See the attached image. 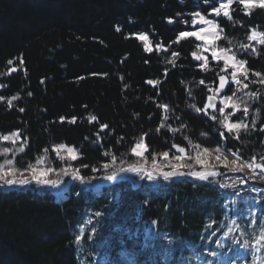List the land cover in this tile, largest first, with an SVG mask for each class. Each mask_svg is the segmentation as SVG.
<instances>
[{"label":"trees","instance_id":"16d2710c","mask_svg":"<svg viewBox=\"0 0 264 264\" xmlns=\"http://www.w3.org/2000/svg\"><path fill=\"white\" fill-rule=\"evenodd\" d=\"M223 1L0 0V136L18 134L0 139V164L13 160L17 180L31 181L32 168L49 167L54 171L46 179L71 180L59 201L50 185L0 186V264H79L75 236L87 215L92 221L84 243L91 258L107 252L111 264H120L137 242L139 264H180L190 257L216 264L234 216L233 189L222 186L239 172L206 161L222 175L154 181L138 174L104 186L100 195L93 187L121 167L153 166V157L165 171L175 164L184 172L203 170L197 153L201 159L203 149L212 147L200 135L204 121L189 111L188 86L191 75L199 74L189 66L200 42L180 33L195 29L199 13L215 22L218 50L264 73V44L250 38L264 34V8L246 9L237 0L225 17L212 11ZM193 86L201 97L204 87ZM140 143L148 148L143 157L131 151ZM62 144L59 155L67 157L71 147L79 159L60 160ZM175 144L187 155L176 154ZM69 164L81 169L85 182L62 173ZM240 173L252 176L254 169ZM159 232L185 246L159 239Z\"/></svg>","mask_w":264,"mask_h":264},{"label":"flooded vegetation","instance_id":"af4514ba","mask_svg":"<svg viewBox=\"0 0 264 264\" xmlns=\"http://www.w3.org/2000/svg\"><path fill=\"white\" fill-rule=\"evenodd\" d=\"M235 1L237 0H232V3L229 4V6ZM227 3L228 0H224L221 5ZM256 5L258 6V4ZM194 30L186 32H193ZM219 37L220 36L218 35L214 39V50L202 51V44H196V52L191 53L192 61L189 68L191 72L198 71L199 74L197 75L193 73L190 77L191 83L189 82L188 84L190 91L189 111L192 115L204 121L206 130L201 131V133L204 134L200 135L210 141L209 146L212 147V152L228 155L232 157L231 160L236 159V156L231 154L232 152H235L239 156V159L237 160L238 163L248 162L249 160H252L253 157L256 158L255 163H264V159H262L264 158V85L260 82L264 80V73H260V69L245 65L243 70H240L239 67L236 69L232 68V63L239 65L240 61H246L243 58H237L227 49L217 50L215 42ZM261 38V35H259L255 40L260 42ZM244 46L253 48L256 47V44L253 43ZM215 50H217L218 53L223 52L224 55H221L222 57H234V59L229 62L227 68H225L223 58L216 60L212 56V52ZM193 53L200 56L201 59L195 60ZM221 61L223 64L220 63ZM234 71L236 72V79L240 81L239 84H237L232 78V73ZM244 72H246L247 75H244ZM256 73H260V75L257 76ZM220 75L225 76L228 83L225 90L218 93L216 90L219 88ZM201 81L204 83L201 84ZM192 84H198V86L201 85L204 87V94L201 95V97L196 95V89L194 86L191 87ZM245 85H247V87H245ZM209 96L213 97L212 102L215 104V108L210 107L205 111V105L209 103ZM225 97H231L229 104H236L238 108H225V112L222 114L220 113L219 108L224 106L223 101ZM245 108L248 110L247 115L244 114ZM197 109H200V111L198 112ZM225 115L228 117L227 122L234 124L239 123L242 127L238 130L233 129V131L229 133L222 123ZM213 116H215V120L212 119ZM244 126H246V128ZM221 133H224L223 138L221 137ZM173 134H176V132H173ZM231 139L237 141L236 144L230 143ZM199 145H203V147L208 146L204 144L203 141L202 143L200 142ZM226 146L227 149H225ZM218 147L221 149L220 152L216 151ZM249 153L251 154V158L248 155ZM261 172V169H254L252 175L260 176ZM262 182L264 183V180H262Z\"/></svg>","mask_w":264,"mask_h":264},{"label":"rangeland","instance_id":"374dc122","mask_svg":"<svg viewBox=\"0 0 264 264\" xmlns=\"http://www.w3.org/2000/svg\"><path fill=\"white\" fill-rule=\"evenodd\" d=\"M253 2L259 4V0H253ZM220 12L224 13V9L221 8ZM205 19L211 21V23H201L198 18L196 19L197 23L194 25V31L200 32L201 29L205 30L201 32V35L206 38L204 40H198L200 41V44H202V51H212L215 49L214 39L219 35V32L213 20ZM256 34L258 37L259 34ZM217 50H215V52L218 55H224L223 52L218 53ZM217 155L227 157L228 161H232V157L216 152H209L207 154L203 153L201 160L218 164L215 160ZM144 166L147 170L153 171V166L147 164H144ZM162 171L165 170L162 169ZM239 173H236V177L231 181V185L235 184L234 187H231L233 193L229 198L230 207L232 206L234 216L231 217L227 235L219 245L216 264H228V262L234 264L235 259H237L236 262H241V264H264V239H261L262 230H264V183L259 178L260 176H257V179H249L250 175L243 176ZM138 174L141 175L140 180L147 178L143 173L119 172L115 180L109 181L104 178L100 183L109 184L118 180H133V177ZM153 174L156 176L154 181L164 180L160 173L154 171ZM34 183L36 182L34 181ZM70 183L71 180L66 183L60 182L56 186L50 185L49 188L60 193V191L63 192ZM235 190L238 191L236 192ZM97 193H100V190H97ZM88 221H92L90 215H87L86 222L79 228V231L81 228L84 229V235L90 225V223H87ZM158 236L159 239L165 242H170L174 244V246H185V244L176 237L168 238L162 232H159ZM245 241H247V246H245ZM257 249H259V251H257ZM140 250L141 246H139L137 242H134L130 251L120 256V264H139V261H137L136 258L139 255ZM77 252L79 264H111L107 252L95 255L91 258L87 254L84 241L82 248L77 246ZM228 257L231 258V261L228 260ZM249 258L250 260H248ZM180 262V264H208L207 262H204L203 259L194 257L181 259Z\"/></svg>","mask_w":264,"mask_h":264},{"label":"snow or ice","instance_id":"6c2138e0","mask_svg":"<svg viewBox=\"0 0 264 264\" xmlns=\"http://www.w3.org/2000/svg\"><path fill=\"white\" fill-rule=\"evenodd\" d=\"M232 3V0H228L227 4H222L220 6V8H215L212 11L217 13V15H219L221 8L224 9V16L225 17H229V12H228V7L229 4ZM239 3L242 4L246 9L248 8H252L257 6L253 0H239ZM258 6L260 8H264V0H259V4ZM195 15L199 16V20L201 23L204 24H208L211 23V21H208L205 19V17L203 15H200L199 13H196ZM197 23L196 20H193V25H195ZM119 30V29H117ZM205 31L204 29H201L200 32H181L180 36L181 37H197L200 40H204L206 37L201 35V32ZM261 35V40L260 42L262 44H264V34H260ZM251 39L255 40L257 38V34L255 32H253L252 36L250 37ZM140 39L142 40H146L147 36L146 35H142L140 36ZM147 48V46H146ZM148 51H151V48H147ZM193 56L195 57V59L200 60L201 57L197 56L195 53H193ZM212 56L216 59V60H220L223 58L224 60V64H225V68H227L229 66V62L232 61L234 59L233 56H220L218 55L215 51L212 52ZM9 64L12 63V61H8ZM174 63V61H173ZM244 61H240L239 65H237L236 63H232L231 67L236 69L237 67H239L240 70H243L244 68ZM204 67V66H202ZM244 75H247L246 72L243 73ZM257 76L260 75V73H256ZM232 78L233 80L239 84L240 81L236 79V72L234 71L232 73ZM219 88L216 90L217 92H219L221 89H225L226 84L228 83L225 79V76L220 75L219 76ZM264 82V81H262ZM147 83L149 84H154V81H148ZM201 84H203L204 82L201 81ZM245 87H247V85H245ZM4 97L0 96V100H3ZM12 99H16V97H12ZM231 100V97H225L224 101H223V107L219 108L220 113H224L225 112V108L231 107L232 109H237L238 106L236 104H229V101ZM208 101L209 103L205 105V111H207L208 108H215V104L212 102L213 101V97L209 96L208 97ZM9 104H11V100L9 101ZM165 108L167 107V105L164 106ZM20 111H23V109H20ZM197 111L199 112L200 109H197ZM248 110L247 108L244 109V114L247 115ZM64 118L61 117V120H63ZM92 120H95L96 117H92ZM213 120H215V116L212 117ZM75 120V117H73V121ZM228 117L227 115H225L224 117V121H222L224 128L227 129V131L229 133H231L233 131V129H240L242 127L241 124L239 123H229L227 122ZM102 128L106 127V125H101ZM246 128V126H244ZM17 133H12L11 135H3L0 136V139H3L5 141L10 140L12 138V136H17ZM221 137H224V133H221ZM238 138V135H237ZM66 146L65 145H59L57 147V155L59 156L60 160H70V161H77L79 159V154L76 152V150L74 148H67V157L65 156H61L59 155V149H64ZM177 148V151L180 153H185V149L183 147H179V146H175ZM20 151H23V148L19 149ZM11 151L8 148L3 149L4 153H7ZM132 153L135 156L138 157H143L145 152L148 151L147 145L140 143V144H136L135 146H133L132 148ZM217 152H220L221 149L218 147L216 149ZM204 153H208L209 149L208 148H204L203 149ZM232 155L236 156V159H233L232 161H228L227 157H222L221 155H217L215 157V160L218 162V164L229 170V171H234V172H243L245 170V168L248 169H261L262 172L260 174V179L264 180V163H255L256 158L253 157L252 158V162H244V163H237V160L239 159V156L237 155V153L232 152ZM164 159H168L169 158V153L166 151L162 154ZM200 153H197V158H196V162L197 164H199L204 170L202 171H188V172H184L181 170L182 165L180 164H175L172 165V169L171 171H162V169L156 168V158L153 157L152 159V163H153V171H149L145 168L144 164H132L129 165L128 167H121L118 169L119 172L123 173V172H131V173H143L144 176L147 177L148 180H154L156 179V176L153 174V172H158L163 176L164 180H171L173 177H180V176H185V175H191L193 177H195L196 179L200 180V181H208L211 177H216L218 175H222V173L215 171V170H211L210 168L207 167L206 162L204 160L199 159ZM113 161L115 160V157H112ZM177 160H180L181 157L177 156L176 157ZM264 159V158H262ZM13 160L9 159L6 160L4 164H0V186H4V185H27L32 181H35L38 185H52V186H56L60 183V181H52L49 179H46L45 177L52 173L54 171L53 168H45V169H40L39 172H37V169L32 168V177H31V181L28 178H23V179H15V173L17 171L16 168H14L13 165ZM5 165H7V167H5ZM82 167L87 168L88 165H82ZM103 167L105 169H107L109 167V165L107 163H105L103 165ZM189 168H191V166H188ZM96 169H93V171H95ZM62 173L64 175H70L72 180H76V181H81V182H85V178L80 174L81 169L80 168H73L71 166V164H69L67 167H65L64 169L61 170ZM22 174V172H21ZM117 178V172H112L110 175H107L105 177V179L112 181L115 180ZM143 178V176H142ZM256 176L252 175L249 177V179H255ZM235 184L233 185H228V184H224L222 187L224 188H228V187H234ZM95 215L98 217L101 215V213L97 212L95 213ZM87 223H91V221H88ZM96 232L95 229L92 230V235H94ZM92 235H89V240L92 239ZM225 235H227V233H225ZM261 239H264V230H262V235H261ZM83 241H84V229L81 228L79 231V234L75 236V244L82 248L83 247ZM245 246H247V241H245ZM257 251H259V249H257Z\"/></svg>","mask_w":264,"mask_h":264},{"label":"water","instance_id":"95a60500","mask_svg":"<svg viewBox=\"0 0 264 264\" xmlns=\"http://www.w3.org/2000/svg\"><path fill=\"white\" fill-rule=\"evenodd\" d=\"M181 4L184 5L183 2H181ZM193 57H194V56H193ZM194 58H195V57H194ZM195 60H196V59H195ZM226 86H227V84H226ZM225 88H226V87H225ZM224 90H225V89H221L218 93H221V92H223ZM175 146L183 147V148L185 149V153H180V152H178V151H177V148H176ZM172 149H173V151H174L176 154H178V155H180V156H185V155H187V153H188L187 149H186L184 146H181V145H179V144H175V145H173Z\"/></svg>","mask_w":264,"mask_h":264},{"label":"bare ground","instance_id":"6f19581e","mask_svg":"<svg viewBox=\"0 0 264 264\" xmlns=\"http://www.w3.org/2000/svg\"><path fill=\"white\" fill-rule=\"evenodd\" d=\"M257 43H258V42H257ZM197 56H198V55H197ZM200 62H201V61H200ZM231 88H232V87H231ZM220 95H221V94H220ZM230 96H231V95H230ZM217 98H218V97H217ZM219 129H220V128H219ZM62 190H63V189H62ZM65 190H66V189H65ZM65 190H64V191H65ZM64 191H63V192H64ZM98 194H99V193H98ZM60 200H61V199H60Z\"/></svg>","mask_w":264,"mask_h":264}]
</instances>
